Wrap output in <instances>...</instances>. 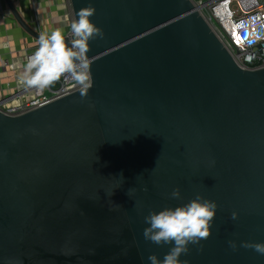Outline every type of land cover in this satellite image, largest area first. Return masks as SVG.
I'll return each instance as SVG.
<instances>
[{"label":"water","instance_id":"water-1","mask_svg":"<svg viewBox=\"0 0 264 264\" xmlns=\"http://www.w3.org/2000/svg\"><path fill=\"white\" fill-rule=\"evenodd\" d=\"M89 4L91 87L0 113V264H149L170 246L145 216L196 195L217 212L181 260L264 264L240 246L264 243V69L240 70L189 0H70L74 20Z\"/></svg>","mask_w":264,"mask_h":264},{"label":"clouds","instance_id":"clouds-1","mask_svg":"<svg viewBox=\"0 0 264 264\" xmlns=\"http://www.w3.org/2000/svg\"><path fill=\"white\" fill-rule=\"evenodd\" d=\"M95 11V7L89 4L77 13L71 24L72 39L67 43L60 29L39 36V46L28 58L21 74L25 85L44 88L64 76L72 79L86 93L91 87L90 60L87 57L89 41L94 36L103 38V32L90 21ZM180 196V190L174 188L171 197L180 199ZM217 207L215 201L196 195L175 208L149 212L144 218L145 224L149 225L143 231L144 239L157 246H170L163 259L149 255V264H188L181 257L188 254L189 245H197L209 236ZM236 218L233 213L232 219ZM229 246L236 250L234 241H229ZM240 246L264 255V243L242 242Z\"/></svg>","mask_w":264,"mask_h":264},{"label":"built area","instance_id":"built-area-1","mask_svg":"<svg viewBox=\"0 0 264 264\" xmlns=\"http://www.w3.org/2000/svg\"><path fill=\"white\" fill-rule=\"evenodd\" d=\"M61 1L66 10L64 36L70 41L74 17L70 0ZM189 1L240 70L264 69V0ZM4 7V1L0 0V14ZM34 41L36 46L22 53L20 64L11 60L0 62V73L2 70L12 72L15 80V83L5 81L3 86L0 80V113L6 116L25 114L83 90L72 79L64 76L44 88L25 85L21 74L28 58L39 46L38 41ZM4 48L9 49L7 43Z\"/></svg>","mask_w":264,"mask_h":264},{"label":"crops","instance_id":"crops-1","mask_svg":"<svg viewBox=\"0 0 264 264\" xmlns=\"http://www.w3.org/2000/svg\"><path fill=\"white\" fill-rule=\"evenodd\" d=\"M12 2L26 23L40 35L50 34L57 29L65 35L66 10L61 0H12ZM34 40L19 28L5 6L3 13L0 14V62L11 60L20 64L22 53L36 46ZM5 43L9 46L8 50L4 48ZM0 80L2 86L5 85V81L15 83L13 73L7 70L1 71Z\"/></svg>","mask_w":264,"mask_h":264}]
</instances>
